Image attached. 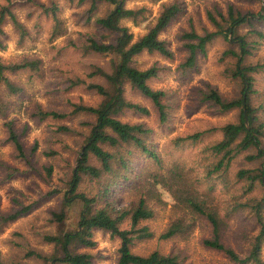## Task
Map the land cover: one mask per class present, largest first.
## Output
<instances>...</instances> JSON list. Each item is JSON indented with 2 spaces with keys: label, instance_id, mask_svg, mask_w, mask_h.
<instances>
[{
  "label": "rangeland",
  "instance_id": "obj_1",
  "mask_svg": "<svg viewBox=\"0 0 264 264\" xmlns=\"http://www.w3.org/2000/svg\"><path fill=\"white\" fill-rule=\"evenodd\" d=\"M171 1L173 0H124L125 7L144 6L146 11L139 17L142 21L137 24L130 19L121 20V24L128 27L135 40L155 22L161 4ZM179 1L183 4V11L159 34V38L165 40L172 51V58H166L157 52L143 51L133 56L130 62L139 69H145L152 64L160 66L159 77L150 79L149 85L155 89L167 90L170 104L168 123H159L152 102L134 89L128 81L122 85L125 98L146 106L149 114H137L125 109L118 114V118L129 123L142 121L153 128L152 144L161 158L160 165H157L154 162H146L139 154L136 155L138 168L145 167L146 171L158 172L160 175L159 180L162 181L157 189L161 201L153 202L154 215L140 222V225H147L154 235L138 240L131 251L140 255H147L155 250L162 254L179 252L183 258L181 264H238L223 252L204 245L203 240L212 234L211 226L205 218L191 213L177 203L167 186L174 183L176 174L180 173L195 192L206 194L210 205L216 207L224 219L222 242L241 255L247 252L258 227L254 225L248 211L233 209L231 204L259 195L262 188L256 186L246 193L244 182L236 181L235 173L240 168L264 166L263 160L247 161L244 158V154L254 151L253 149L240 153L229 167L226 177L229 182L226 183V179L204 175L206 165L212 158H208L204 147L221 138L219 130L205 133L195 143L186 141L176 144L175 138L210 130L225 122L237 120V110L221 112L210 102L200 103L199 90L205 89L206 84L214 86L227 99L235 97L240 90L239 81L225 72L233 59L220 60V53L228 46L227 40H215L208 47L205 56L198 55L194 68L183 70L180 64L188 54L183 34L190 30L200 34L205 29L213 30L207 12L221 10L225 13L229 3L241 12L252 14L255 19H259L264 13V0ZM90 2L91 0H4L0 3V10L3 6H8L28 31V34L20 39L12 22L8 18L4 20L3 33L0 35V60L5 63L19 61L23 57H36L41 60V67L37 72L27 69L10 74V78L23 87L22 93L11 94L4 87L1 90L3 97L9 101V108L6 118L0 116V214H8L17 208L33 204L28 213L0 227V259L5 263L44 264L33 256H25L26 250L52 252V244L44 242L42 237L58 229L51 212L63 207L70 175L95 122V116L86 113H77L61 120L46 118L42 121L33 117L32 113L37 106L69 111L70 102L78 101L92 106L98 105L102 96L87 89L86 84L95 82L109 88V82L104 75L88 74L94 66L111 74L118 62L114 53L102 54L85 49L86 40L90 37L101 41L108 40V32L97 25L95 20L105 16L113 8L112 4L100 1L91 14H88ZM53 5L58 7V17L64 27L61 34L55 37L51 33L54 27L51 12L46 11ZM254 27L264 31V21L254 22ZM248 29V25H243L239 33ZM261 59H264V41L251 55L246 56L245 61L254 63ZM74 78H81L84 83L70 86L69 80ZM256 83L257 88L262 91L261 100L264 101V74L256 75ZM5 119H13L19 132L27 126L20 136L23 147L29 150L34 143L37 146L28 161L16 157L14 146L6 140ZM60 124L68 126L70 131H56L57 125ZM106 148L112 150L110 146ZM51 150L56 153L46 155V152ZM91 162L99 165L94 159H91ZM46 166L52 167L50 175L44 170ZM97 181L84 178L77 191L93 194L98 189ZM116 190L114 188L112 192ZM120 194L122 200L119 205H126L136 197L126 188H122ZM65 207L68 216L63 229H73L81 211V203L74 201L71 206ZM176 218H181L184 223L189 224L187 230L170 238H160L159 235ZM125 225L127 220L122 224ZM93 239L96 241L94 247H79L77 251L90 253L91 264H116L119 239L99 229L94 230ZM261 258L264 264V244L261 247Z\"/></svg>",
  "mask_w": 264,
  "mask_h": 264
},
{
  "label": "trees",
  "instance_id": "obj_2",
  "mask_svg": "<svg viewBox=\"0 0 264 264\" xmlns=\"http://www.w3.org/2000/svg\"><path fill=\"white\" fill-rule=\"evenodd\" d=\"M83 1V0H80ZM107 2L113 8L103 16L95 20L108 32V40L101 41L95 38L86 40L85 49L97 53H114L118 57L113 73L109 74L101 68L94 66L88 75H104L109 88L89 82L86 88L95 91L102 96V101L96 105H88L78 102H70L69 111L57 109H43L37 106L32 116L42 121L46 118L61 120L77 113H86L95 116V122L90 128L84 144L79 152L77 164L73 169L68 187L64 193L63 207L58 211H52V219L58 224L54 233L44 234V242L52 244L51 253H43L36 250H26L25 256H33L40 259L44 264H91L92 256L88 252H78L79 247L92 248L96 245L93 239L94 230L108 232L112 237L119 239L118 259L116 264H181L182 256L179 252L162 254L152 251L147 255L136 254L131 251L132 246L141 239L154 235L147 225H140L143 219L150 218L155 213L153 202H160L161 195L157 186L158 172L146 171V168H138L136 155H141L146 162H154L160 165L159 152L152 144L153 128L144 122L129 123L118 118L123 110L128 109L137 114L148 115L149 109L137 102L125 98L123 83L128 81L131 86L141 95L148 98L157 111L159 123L166 125L170 116V104L166 89H155L149 85V80L159 77L160 66L152 64L145 69H139L130 64L133 56L146 51L172 58V51L165 40L159 38V34L183 11V4L179 0L162 3L161 10L155 22L148 26L147 31L133 40V34L128 27L121 24V20L130 19L135 24L139 17L146 11L144 6L127 8L123 5L124 0H91L88 14L96 8L97 2ZM157 1V0H151ZM58 7L53 5L46 11L51 12L54 27L51 31L55 37L61 34L64 27L58 17ZM251 15V16H250ZM207 17L213 25V30L205 29L201 34L190 30L183 34L186 40L185 48L187 57L180 68L188 70L196 66L198 55L205 56L208 47L217 39L227 40L228 46L220 53V60L232 58L233 61L225 72L240 83L239 93L231 98H224L212 85L206 84L205 89L199 90V100L210 102L221 112L237 110L235 122H225L210 130L196 132L184 137H176V144L190 141L195 143L202 136L211 131L219 130L221 138L207 144L204 151L209 160L204 171L205 176H215L225 180L229 167L237 155L252 149L254 151L244 154L247 161L262 159L264 162V101L261 100L262 91L257 88L256 75L264 74V59L254 63L246 62V56L251 55L264 41V31L255 28L254 22L264 21V13L255 19L252 14L241 12L232 3L227 5L226 12L208 11ZM8 18L18 31L20 39L27 34V28L20 22L9 9L3 6L0 10V35L3 33L2 24ZM243 25L249 29L239 33ZM231 42V43H230ZM41 60L39 58L23 57L19 61L5 63L0 60V116L6 118L9 101L2 95V87L11 94L23 92V87L10 78V74L22 70L39 71ZM70 86L84 83L81 78L70 79ZM4 126L7 131L6 140L11 142L15 149L16 157L27 160L36 151V143L29 150H25L20 136L25 132V125L19 132L14 126L13 119H5ZM56 131L67 132L70 128L64 124L57 125ZM110 146L112 150L107 149ZM132 147V148H131ZM55 151L46 152L53 155ZM91 159L99 165L93 164ZM47 175L51 174L52 167H44ZM84 178L92 181L98 180V189L93 194L77 189ZM176 180L167 186L172 198L183 208L191 213L205 218L211 226L212 234L203 240L205 246L223 252L229 259L238 264H263L261 247L264 244V166L240 168L235 173L236 181H243L244 191H252L260 186L262 191L259 195L247 197L231 204L233 209L245 210L251 215L254 225L258 227L252 237L250 247L243 255L222 242V228L224 219L219 215L216 207L211 206L207 195L195 192L186 182L184 177L177 173ZM173 182V181H172ZM226 183L229 179L225 180ZM175 186V187H172ZM116 188L115 192L112 190ZM126 188L135 194V198L126 205H119L122 200L120 192ZM74 201L81 203V211L77 223L73 229L64 230L68 213L66 207ZM33 204L17 208L8 214H0V227L14 221L18 217L28 213ZM127 220V225L122 226ZM189 224L181 218L173 220L159 237L170 238L184 233ZM0 264H23L21 262L5 263L0 259Z\"/></svg>",
  "mask_w": 264,
  "mask_h": 264
},
{
  "label": "clouds",
  "instance_id": "obj_3",
  "mask_svg": "<svg viewBox=\"0 0 264 264\" xmlns=\"http://www.w3.org/2000/svg\"><path fill=\"white\" fill-rule=\"evenodd\" d=\"M4 2V0H0V3H3Z\"/></svg>",
  "mask_w": 264,
  "mask_h": 264
}]
</instances>
